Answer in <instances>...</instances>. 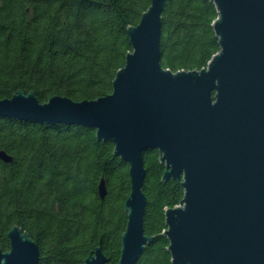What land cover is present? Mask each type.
<instances>
[{
	"label": "water",
	"instance_id": "water-1",
	"mask_svg": "<svg viewBox=\"0 0 264 264\" xmlns=\"http://www.w3.org/2000/svg\"><path fill=\"white\" fill-rule=\"evenodd\" d=\"M219 51L201 69L172 71L160 62L166 0H151L126 25L131 51L111 92L93 99L53 95L40 102L21 89L0 99V117L95 129L128 164L127 222L116 264H136L152 237L144 233L143 152L155 148L160 180L183 197L163 207L171 264H264V0H209ZM0 160L13 156L0 149ZM98 195L107 193L103 178ZM0 264H38L39 247L19 226L7 232ZM97 245L82 264H109Z\"/></svg>",
	"mask_w": 264,
	"mask_h": 264
},
{
	"label": "trees",
	"instance_id": "trees-1",
	"mask_svg": "<svg viewBox=\"0 0 264 264\" xmlns=\"http://www.w3.org/2000/svg\"><path fill=\"white\" fill-rule=\"evenodd\" d=\"M151 0H0V99L21 89L40 102L59 94L93 99L112 90L136 25ZM209 0H166L160 38L163 67L201 69L219 51ZM0 247L9 248L14 225L36 241L38 264H82L97 245L116 264L130 193L128 164L113 156L95 129L0 117ZM155 148L143 152L147 198L144 233L152 237L136 264H171L163 207L183 197L175 180L161 181ZM103 178L107 193L100 199ZM180 204V203H179ZM90 251V252H89Z\"/></svg>",
	"mask_w": 264,
	"mask_h": 264
}]
</instances>
